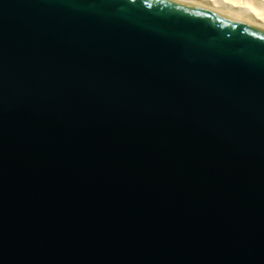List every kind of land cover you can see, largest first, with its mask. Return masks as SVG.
Segmentation results:
<instances>
[{"label": "water", "instance_id": "obj_1", "mask_svg": "<svg viewBox=\"0 0 264 264\" xmlns=\"http://www.w3.org/2000/svg\"><path fill=\"white\" fill-rule=\"evenodd\" d=\"M0 264H264V28L0 0Z\"/></svg>", "mask_w": 264, "mask_h": 264}, {"label": "bare ground", "instance_id": "obj_2", "mask_svg": "<svg viewBox=\"0 0 264 264\" xmlns=\"http://www.w3.org/2000/svg\"><path fill=\"white\" fill-rule=\"evenodd\" d=\"M264 28V0H183Z\"/></svg>", "mask_w": 264, "mask_h": 264}]
</instances>
